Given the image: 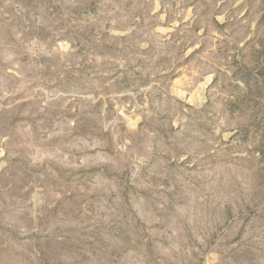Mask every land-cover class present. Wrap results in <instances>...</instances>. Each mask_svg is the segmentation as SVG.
Returning a JSON list of instances; mask_svg holds the SVG:
<instances>
[{
  "label": "rangeland",
  "instance_id": "obj_1",
  "mask_svg": "<svg viewBox=\"0 0 264 264\" xmlns=\"http://www.w3.org/2000/svg\"><path fill=\"white\" fill-rule=\"evenodd\" d=\"M0 264H264V0H0Z\"/></svg>",
  "mask_w": 264,
  "mask_h": 264
}]
</instances>
